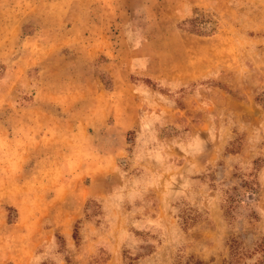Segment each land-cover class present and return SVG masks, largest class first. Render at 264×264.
Instances as JSON below:
<instances>
[{
    "label": "rangeland",
    "instance_id": "1",
    "mask_svg": "<svg viewBox=\"0 0 264 264\" xmlns=\"http://www.w3.org/2000/svg\"><path fill=\"white\" fill-rule=\"evenodd\" d=\"M0 264H264V0H0Z\"/></svg>",
    "mask_w": 264,
    "mask_h": 264
}]
</instances>
